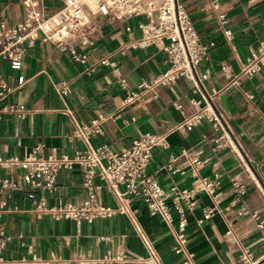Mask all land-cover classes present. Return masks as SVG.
Wrapping results in <instances>:
<instances>
[{
	"label": "crops",
	"instance_id": "1",
	"mask_svg": "<svg viewBox=\"0 0 264 264\" xmlns=\"http://www.w3.org/2000/svg\"><path fill=\"white\" fill-rule=\"evenodd\" d=\"M40 1L48 11L61 4V0ZM185 4L201 40L214 43L208 59L200 62L199 71H210L203 81L205 90H221L213 105L229 126L234 150L229 145L212 150L217 132H211L205 122L189 130L177 127L196 110L189 97H201L191 91L193 81L189 78L182 77L170 86L156 85L146 90L141 100L124 103L126 93L118 80L125 78L127 86L136 90L140 80L165 69V54L154 45L142 48L132 44L141 36L138 22L144 17H108L91 33L93 43L86 48L85 63L75 62L68 52L41 39L27 49L19 69H11L0 59V70L11 89L0 104L22 103L27 109L22 118L0 112V156L24 157L37 144H43L46 152L70 155L87 144L106 143L121 150L141 134H163L167 148L154 147L147 169L166 191L173 184H197L183 158L175 161L182 174H171L164 168L170 156L182 148L199 151L204 160L200 174L217 182L216 195L201 192L187 215L184 235L188 251L197 264H243L236 248L227 241L230 229L251 247L256 258L264 255V66L252 75L241 72L249 48L256 49L264 40V0H219V9L225 11L224 26L234 34L232 41L224 38L215 12L204 7L206 0H185ZM22 13L21 0H0V20L16 24L22 20ZM72 41L77 42L78 36ZM221 63L237 76L236 82L224 77ZM94 124L98 131L89 132L87 141L74 136L68 139L77 127ZM202 133H208V139H203ZM3 176L20 180L21 172L0 168ZM231 178L244 184L238 203H232L235 189ZM28 189L22 184L8 191L11 209L0 218V228L10 236L3 251L7 259L36 253L45 258H114L109 264H184L162 217L150 213L141 200L132 199L130 206L150 246L135 232L125 211L77 224L69 218L37 214ZM37 193L44 195L48 205L81 202L85 189L78 167L61 169L55 190L38 188ZM98 197L104 205H117L104 187ZM241 205L249 214L237 215ZM209 206L216 208L206 215ZM253 211L263 221V229L254 225ZM173 216L176 218L175 212Z\"/></svg>",
	"mask_w": 264,
	"mask_h": 264
},
{
	"label": "built area",
	"instance_id": "2",
	"mask_svg": "<svg viewBox=\"0 0 264 264\" xmlns=\"http://www.w3.org/2000/svg\"><path fill=\"white\" fill-rule=\"evenodd\" d=\"M22 20L16 24H8L0 20V59L11 69H19L24 55L36 39L51 43L56 49L68 52L75 62L85 63L86 50L93 43L91 33L108 17H140L138 26L141 36L132 44L138 47L154 45L165 54V69L149 79H142L136 90L127 86L125 78L118 82L126 93L124 103L139 101L147 90L156 85L170 86L182 77L193 81L192 92L201 97H189L188 101L196 110L184 117L177 125L182 130H189L205 122L211 132H217L211 149L216 150L230 146L233 149V136L223 114L213 105V100L221 90L210 88L205 90L203 81L210 75L209 68L199 71L201 61L208 59L209 49L214 44L203 42L195 28L186 8L185 0H61V4L46 10L40 0H21ZM216 14L218 24L223 26L224 38L232 41L234 34L224 26L225 11L219 9V0H206L204 6ZM78 36V41L72 39ZM250 55L241 72L252 75L264 66V40L256 49L249 48ZM224 77L236 82L225 63L220 64ZM22 81V78L19 77ZM11 92V89L0 70V101ZM251 97V95H249ZM179 107V105H178ZM0 112L15 114L22 118L27 109L22 103L3 102ZM98 131L96 124L77 127L68 139L78 137L87 141L89 132ZM208 133H202L208 139ZM156 146L167 148L163 134L147 132L134 138L131 144L121 150L112 148L106 143L89 145L74 154L67 152H46L43 144H37L31 152L24 156H0V168L20 170L21 178L16 180L8 176L0 177V218L11 208L8 205V191L28 186L27 196L34 204L37 214H47L53 218H69L75 223L92 222L107 218L118 211L129 214L135 232L150 246L137 223L135 211L131 209L132 199L141 200L150 213L159 214L164 220L168 231L174 235L173 248L181 252L184 264H197L193 253L186 247L185 230L187 215L197 203L201 192L214 197L217 192L216 178L200 174L204 160L199 151L182 148L177 155H171L164 168L171 174H182L183 171L175 163L178 157L183 158L194 174L195 184L190 187H178L173 184L166 191L154 172L147 167ZM76 165L82 175L85 196L79 203L65 202L48 205L44 195L38 194V188L53 191L56 188L57 175L63 168ZM235 189L232 203H238L244 195V184L231 178ZM104 187L112 194L117 205H104L98 197V191ZM215 206L206 209V215L215 210ZM176 213V218L173 213ZM249 214L248 209L241 205L237 215ZM254 225L263 229V221L257 211L251 212ZM262 239H264V231ZM10 236L0 228V264H109L114 258L95 259L89 256H71L68 258H45L36 253L21 255L15 259L3 256ZM228 243L238 251L243 264H264L262 258H256L251 247L243 243L230 229L227 234ZM116 259V258H115Z\"/></svg>",
	"mask_w": 264,
	"mask_h": 264
}]
</instances>
